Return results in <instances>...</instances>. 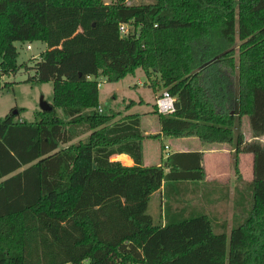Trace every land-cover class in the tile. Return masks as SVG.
Wrapping results in <instances>:
<instances>
[{
    "label": "trees",
    "instance_id": "obj_1",
    "mask_svg": "<svg viewBox=\"0 0 264 264\" xmlns=\"http://www.w3.org/2000/svg\"><path fill=\"white\" fill-rule=\"evenodd\" d=\"M16 41L46 44L28 81L53 96L34 121L0 118V264H263L264 142L245 143L240 123L264 137V0H0V89L18 70ZM138 68L180 104H153L164 135L233 144L237 179L239 154L253 155L229 233L184 203V182L205 179L203 152L145 166L142 140L158 135H143L140 113L101 106L99 78ZM162 186L184 204L165 202L164 223L147 212Z\"/></svg>",
    "mask_w": 264,
    "mask_h": 264
},
{
    "label": "rangeland",
    "instance_id": "obj_2",
    "mask_svg": "<svg viewBox=\"0 0 264 264\" xmlns=\"http://www.w3.org/2000/svg\"><path fill=\"white\" fill-rule=\"evenodd\" d=\"M105 1L109 2L110 0ZM127 2L130 4H147L153 3L155 0H127ZM129 29L134 30V27L130 25ZM27 44H30V49L26 48ZM14 45L18 52L17 65L19 67L15 73L6 74L2 77L3 82H5V86L0 89V118H3L6 114L13 113L16 114V119L31 122L36 119V113L40 110L39 102L41 97L48 103L52 102L53 90L51 82L41 83L28 81V78L34 73L32 68L34 62L40 59L47 46L42 41H16L14 42ZM140 79L145 83L150 82L142 68L137 69L135 71V75H126L124 78L116 82H109L105 77L101 76L99 78V101L101 106H103L105 111L112 110L114 112H121L122 115L128 112L143 113L152 110L154 103L153 88L149 85H144L143 83H137ZM135 84L137 85L135 86ZM161 87L162 86H157V89H161ZM132 100L137 101V103L127 111L126 107ZM139 101L142 102L140 103ZM15 111H17V113H14ZM57 112L59 115L63 116L61 109H57ZM152 118L153 120H156V115H153ZM147 120L149 121L151 119L148 118ZM240 130L243 133L245 143L253 141L261 143L264 142V137H253L247 116L241 117ZM83 136L85 135H82L81 138ZM76 140L78 139H75L73 142ZM168 141L169 139L167 137L163 139L165 144L168 143ZM155 143L161 145V141L159 142L156 140ZM228 146L234 145L228 144ZM147 154L148 156L150 155L148 150ZM114 159L120 160V158ZM147 159L149 160L150 158L147 157ZM153 159L154 158H151V161H155ZM108 160H113V158ZM165 161L166 159L162 160L163 163H165ZM244 170H248L247 163L244 164ZM190 188L193 189V191H197L195 187L188 186V189ZM169 193H171V191H169ZM161 199L168 202L167 205H179V202H174L172 199L182 200L183 196L181 192H173L172 194H166L165 196L160 195V193L152 195L149 199L147 212L153 217L155 222L163 220L164 217L162 215L164 206L162 207V210ZM197 200L198 198L195 196L189 201L196 202L194 204H198ZM218 213L220 214V218H224L226 220V229L229 233L232 226L229 222L231 215L229 206L224 205L223 209H221Z\"/></svg>",
    "mask_w": 264,
    "mask_h": 264
},
{
    "label": "crops",
    "instance_id": "obj_3",
    "mask_svg": "<svg viewBox=\"0 0 264 264\" xmlns=\"http://www.w3.org/2000/svg\"><path fill=\"white\" fill-rule=\"evenodd\" d=\"M139 69V68H138ZM137 70V69H136ZM135 70V71H136ZM132 75H135L132 74ZM137 83H143L144 85H149V83L143 82L141 79L138 80ZM137 84H135L136 86ZM163 88L158 91H154V103L155 98L160 96ZM135 104L137 101L133 100ZM140 103L142 101H139ZM135 104L133 106H135ZM130 109V108H129ZM129 109H126L127 111ZM152 110L140 113V129L143 135H153L157 134L158 137L150 138L144 137L142 140V153H143V165H160L162 160L166 159L165 153L168 154L173 152H189V151H201L203 152V160L202 164L205 169V179L198 183L192 182H184L185 185L195 187L197 191H192L193 189H189L191 192L186 195L185 205L189 206L187 210H191L195 212V209L208 214L209 216H213L216 222L226 221L224 218H220V214L218 212L223 209L224 205L229 206V210H231V215L229 218L230 225L233 224V213L238 210L236 204V200L241 202L242 195L246 188L247 182H250L253 178L252 165H253V155L251 153H240L238 168L240 179H237V175L234 172V146H228L226 143H202L197 137L194 136H184V137H173L164 135L161 132V127L156 116V120H153V115L151 113ZM128 113H136V112H128ZM125 113V114H128ZM138 113V112H137ZM123 114V115H125ZM122 116V115H121ZM118 118L120 115L117 116ZM150 118L151 120H147ZM146 121V122H144ZM168 138V143H164L163 139ZM161 141V145L155 143V141ZM163 145H167L168 149H163ZM147 150L150 152L148 156ZM149 157L150 161L147 159ZM120 158L123 164L132 165V159L126 154H120L117 156ZM151 158H154L151 161ZM233 158V159H232ZM123 159V160H122ZM126 163H125V161ZM233 161V165H232ZM248 164V170H244V164ZM167 171V167L165 168ZM188 183V184H187ZM182 186L181 184L179 185ZM178 186H176V190L174 192L179 191ZM185 190V189H184ZM182 190V191H184ZM171 191V189H170ZM181 192V191H180ZM156 193H160L163 195V186L153 192L151 194L154 195ZM197 196L198 204H194L196 202L189 201L193 197ZM166 201L161 199V209L163 210L164 203ZM240 204V203H239ZM184 205V204H182ZM181 204L179 207L181 208ZM178 205H173V209H177ZM182 209V208H181ZM181 209L179 211H181ZM174 211V210H173ZM163 215V212H162ZM162 223L164 221L162 220ZM227 224V222H226ZM228 226V225H227Z\"/></svg>",
    "mask_w": 264,
    "mask_h": 264
},
{
    "label": "built area",
    "instance_id": "obj_4",
    "mask_svg": "<svg viewBox=\"0 0 264 264\" xmlns=\"http://www.w3.org/2000/svg\"><path fill=\"white\" fill-rule=\"evenodd\" d=\"M119 31L121 35H125L129 31V25L127 23H121L119 25ZM27 49H30V44L26 45ZM175 98L169 94L168 91L164 90L160 94V96L155 98V105L157 107L158 112L162 114H171L175 111L174 102ZM101 110V108H99ZM164 149L167 150L168 146L164 145ZM166 156H168V152L165 153Z\"/></svg>",
    "mask_w": 264,
    "mask_h": 264
},
{
    "label": "water",
    "instance_id": "obj_5",
    "mask_svg": "<svg viewBox=\"0 0 264 264\" xmlns=\"http://www.w3.org/2000/svg\"><path fill=\"white\" fill-rule=\"evenodd\" d=\"M39 106L41 111H50L52 109L50 103L46 102L42 97L40 98ZM179 106H180L179 102L175 100L174 102L175 110L178 109ZM14 113H17V111H15ZM263 264H264V259H263Z\"/></svg>",
    "mask_w": 264,
    "mask_h": 264
}]
</instances>
